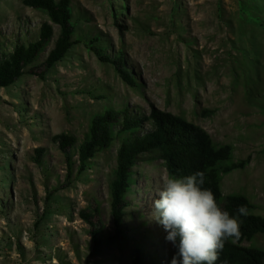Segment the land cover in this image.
<instances>
[{
    "label": "rangeland",
    "instance_id": "obj_1",
    "mask_svg": "<svg viewBox=\"0 0 264 264\" xmlns=\"http://www.w3.org/2000/svg\"><path fill=\"white\" fill-rule=\"evenodd\" d=\"M71 1L80 44L45 78L24 75L0 89V264H133L139 251L167 264L172 244L152 218L169 175L162 161L135 166L124 235L114 239L108 182L119 142L94 159L79 147L108 109L154 106L204 129L217 148L231 146L229 165L250 158L222 175L221 191L264 217V0ZM46 21L24 0H0L2 34ZM95 46L123 53L138 88L101 63ZM61 134L77 138L73 156L53 142ZM245 245L264 250V235Z\"/></svg>",
    "mask_w": 264,
    "mask_h": 264
},
{
    "label": "trees",
    "instance_id": "obj_2",
    "mask_svg": "<svg viewBox=\"0 0 264 264\" xmlns=\"http://www.w3.org/2000/svg\"><path fill=\"white\" fill-rule=\"evenodd\" d=\"M24 5L44 12L49 21L35 28L28 27L25 23L16 33L9 36L0 33V89L8 88L14 84L16 77L24 75L45 78L51 69L80 44L75 37L71 0H24ZM53 25L59 30L57 39ZM51 44H54V48L48 51ZM91 51L101 63L112 65L117 76L126 85L138 88V79L128 68L123 53L112 56L97 46L91 48ZM45 53V59L38 63ZM53 142L68 157L73 156V152L78 148V140L73 135H56ZM116 142H119L116 166L108 182L114 239L124 235L127 210L130 207L128 197L132 194L135 183L134 168L144 160L162 161L168 174L176 176L203 171V187L210 188L220 206L232 215H236L239 206H248V199L244 196H224L221 181L223 174L244 169L250 158L229 165L233 159L232 147L217 148L204 129L183 118L154 106L150 111L140 113L130 109L120 112L108 109L94 117L84 142L79 147L88 159H94ZM35 153L38 156L37 163L43 165L44 149H36ZM68 169V177H72L71 165ZM239 219L240 239L235 244L225 242L215 264H264V250L245 245L252 242L257 235H264V217L248 214ZM176 251L172 245L167 264H171ZM133 264L152 263L148 260V254L139 251V258H134Z\"/></svg>",
    "mask_w": 264,
    "mask_h": 264
},
{
    "label": "clouds",
    "instance_id": "obj_3",
    "mask_svg": "<svg viewBox=\"0 0 264 264\" xmlns=\"http://www.w3.org/2000/svg\"><path fill=\"white\" fill-rule=\"evenodd\" d=\"M204 183L203 171L166 175L153 202L152 218L177 249L171 264H215L225 242L235 244L241 237L239 217L249 214L247 207L241 205L236 215L230 214Z\"/></svg>",
    "mask_w": 264,
    "mask_h": 264
}]
</instances>
